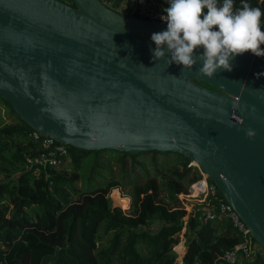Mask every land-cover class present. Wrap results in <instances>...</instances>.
Instances as JSON below:
<instances>
[{
    "label": "water",
    "instance_id": "obj_1",
    "mask_svg": "<svg viewBox=\"0 0 264 264\" xmlns=\"http://www.w3.org/2000/svg\"><path fill=\"white\" fill-rule=\"evenodd\" d=\"M134 1L122 13L102 0H0V97L61 144L185 155L264 250V60L246 52L207 77L201 61L154 59L151 35L167 24L133 15Z\"/></svg>",
    "mask_w": 264,
    "mask_h": 264
},
{
    "label": "trees",
    "instance_id": "obj_2",
    "mask_svg": "<svg viewBox=\"0 0 264 264\" xmlns=\"http://www.w3.org/2000/svg\"><path fill=\"white\" fill-rule=\"evenodd\" d=\"M246 2L264 12V0ZM261 24L264 30V16ZM0 105L7 117L0 120V264H264V250L252 259L223 260L241 239L229 218L215 208L200 221L204 205L188 212L180 205L177 194L198 175L185 155L62 144L53 154L57 162L35 161L48 149L41 144L43 133L33 137L2 97ZM116 164L126 169L124 209L111 198L125 205V197L116 191L109 196L121 184L111 174ZM78 177L85 178L80 188ZM216 194L211 203L221 200ZM179 240L180 255L174 251Z\"/></svg>",
    "mask_w": 264,
    "mask_h": 264
},
{
    "label": "clouds",
    "instance_id": "obj_3",
    "mask_svg": "<svg viewBox=\"0 0 264 264\" xmlns=\"http://www.w3.org/2000/svg\"><path fill=\"white\" fill-rule=\"evenodd\" d=\"M164 12L161 19L166 30L151 35L156 46L150 49L154 59L164 57L167 50L170 64L191 70L201 61L199 72L213 77L218 69L231 71L232 61L246 52L264 57V12L246 0H241L239 8L234 0H168ZM201 48L203 52L197 56ZM246 135L251 137L254 132L248 130Z\"/></svg>",
    "mask_w": 264,
    "mask_h": 264
},
{
    "label": "built area",
    "instance_id": "obj_4",
    "mask_svg": "<svg viewBox=\"0 0 264 264\" xmlns=\"http://www.w3.org/2000/svg\"><path fill=\"white\" fill-rule=\"evenodd\" d=\"M135 8L133 15L140 18L152 19L165 22L161 19L166 15L164 8L168 6V0H135ZM132 3V0H131ZM264 48V46H261ZM264 60V57H261ZM39 132L31 131L33 137H38ZM41 144L48 148L45 153H42L35 161H45L54 163L58 159L53 156L54 153H60L63 150V145L54 141L50 136L43 134ZM197 168L198 175L190 181L186 190L182 192V197L187 200L186 211L188 212L195 205H204V210L200 216V221H205L214 215L215 208L225 214L231 221L232 225L239 231L241 239L232 249L226 251L222 259L227 262H234L238 259H252L257 253L263 252L262 247L257 242H253L249 228L239 219L235 211L229 203L222 197L216 203H211L212 198H217V188L215 184L207 177L203 170L194 163ZM180 199V198H179ZM261 250V251H260Z\"/></svg>",
    "mask_w": 264,
    "mask_h": 264
},
{
    "label": "rangeland",
    "instance_id": "obj_5",
    "mask_svg": "<svg viewBox=\"0 0 264 264\" xmlns=\"http://www.w3.org/2000/svg\"><path fill=\"white\" fill-rule=\"evenodd\" d=\"M107 3H108V5H111V8H113V9H115V10H117V11H119V12H122V13H127L128 12V10H129V6H128V4H115V3H111V2H109L108 0H105ZM110 7V6H109ZM0 120L1 121H5V120H7V117H6V114L4 113V107L3 106H1L0 105ZM66 163V162H65ZM191 163V162H190ZM192 164H194V163H192ZM110 168H111V174H113L116 178H118L120 181H121V184H120V186H117V187H114V188H112L110 191H109V196H110V198H111V195H112V193L114 192V191H116L117 192V194L119 195V196H121V197H125L126 198V203H125V205H120L119 203H115V202H113V200H112V198H111V202L114 204V205H118L120 208H126L127 206H128V204H129V196H127L126 194H125V192H123V190H124V188L122 187V186H126V182H125V178H126V169L125 170H119V165L118 164H116V165H110ZM83 171H84V173H86L87 172V169L86 168H84L83 169ZM116 172H118V174L117 175H115L116 174ZM88 173V172H87ZM108 174V173H107ZM106 174V175H107ZM87 176V175H86ZM75 184H76V186L77 187H82L84 184H85V178H81V177H78V179L76 180V182H75ZM182 192H179L178 194H177V196H178V198H180L179 200H180V205L183 207V208H185L186 210L188 209V208H186L187 207V200H185L183 197H182ZM184 217H185V215H184ZM252 240H253V242H257L254 238H252ZM258 243V242H257ZM177 245V246H176ZM175 246L176 247H174V251L176 252V254H178V255H180L181 254V252H182V250H184V242L182 241V240H179V244H178V242L175 244ZM260 246V245H259ZM261 247V246H260ZM262 249V248H261ZM263 250V249H262ZM261 251V250H260ZM260 253H263V252H260Z\"/></svg>",
    "mask_w": 264,
    "mask_h": 264
},
{
    "label": "crops",
    "instance_id": "obj_6",
    "mask_svg": "<svg viewBox=\"0 0 264 264\" xmlns=\"http://www.w3.org/2000/svg\"><path fill=\"white\" fill-rule=\"evenodd\" d=\"M105 1V0H104ZM111 3H117V4H128V6L131 5V0H108Z\"/></svg>",
    "mask_w": 264,
    "mask_h": 264
}]
</instances>
